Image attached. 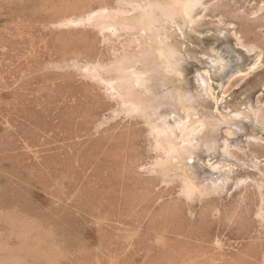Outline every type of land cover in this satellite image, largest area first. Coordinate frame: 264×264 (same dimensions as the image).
<instances>
[{"label":"rangeland","instance_id":"rangeland-1","mask_svg":"<svg viewBox=\"0 0 264 264\" xmlns=\"http://www.w3.org/2000/svg\"><path fill=\"white\" fill-rule=\"evenodd\" d=\"M149 1L188 26L164 38L187 66L176 76L182 92L259 138L236 150L240 160L207 167L229 177L220 192L185 200L179 167L166 181L150 172V108L133 89L152 82L126 74L136 54L162 50L168 21L147 17ZM186 1L0 0V264H264V226L247 213L264 195V0H207L202 16ZM102 11L115 14L104 31L69 23ZM189 105L181 112L197 111Z\"/></svg>","mask_w":264,"mask_h":264},{"label":"bare ground","instance_id":"bare-ground-1","mask_svg":"<svg viewBox=\"0 0 264 264\" xmlns=\"http://www.w3.org/2000/svg\"><path fill=\"white\" fill-rule=\"evenodd\" d=\"M206 1L207 0H189V1H186L187 5H186V8L185 7L184 8L186 9V12H187L190 9V5H192V8H191L192 14H195V15L198 14L199 16H202ZM145 5H146V3H145ZM133 6H134V4H133ZM143 9L144 10L150 9L152 11L151 13H149V15H147V17L149 19H151L152 21H154L156 19V16H157L156 13H158L159 16H161L162 18H164L165 20L168 21V26L164 27V30L159 35L161 45H162V50L157 51V52L151 51V53L147 52L146 53L147 57L138 56L136 54L135 57L134 58L132 57V58L137 61L136 62L137 64L133 63V65L135 64V70H137V71L133 72V73H131L132 71L130 73L126 72V74H130V75H128V77L130 76L129 79H131L135 75L138 76V74L140 72L145 73L144 75L147 77H150L151 82H152V84H150L149 88L146 87L147 90L138 91L140 88L137 90V89H135V87L133 89L134 91L138 92V93H136V92L135 93L138 94L140 96V98L144 101V103H146L148 105V107L150 108L149 110L147 108V110L145 112L148 111L147 115H146V116H148L147 121H148V119L151 121L150 129L148 126L149 134H150V136H152L154 138V140L153 139L152 140L155 141V144H156L155 148L153 147L154 145L152 147L157 152V155L155 156L154 162L152 163V165L150 167V172H152L153 174L161 175L163 178L162 180L166 181L168 178H170L171 172L173 171V168L179 167L180 170L182 171V174H181L182 180L180 181L181 182L180 194L183 198H185V200L191 199L192 197H194L195 193H199L200 196H205V195H209L211 193L220 192L225 187L226 181H229V177L226 176L225 181H223L220 179V177L217 176L219 174L223 175V171H221V173L219 172L218 174L217 173L212 174V171L210 173L208 171L207 167L211 166V167H213V169H215L214 166L216 164H220L221 159H223V158L232 159V160L233 159L240 160V157L237 153V151H238L237 149L243 150V149L251 148L252 146L255 145V143L257 141H259V138L255 137L253 139L251 137L252 139H250V135L247 133L246 127L240 126L237 123V121L240 118L235 119V118L231 117L232 115L230 116V115H227L226 113L224 114L223 112L220 111V109L216 110L212 103L208 107H205L199 103V99H198L197 95H195L193 93L187 94V92H186V94H187L186 95L182 92L181 86H180V81L178 80V78L176 76L178 75L179 71L186 72L187 66L185 68H183L184 67V66H182L183 64L181 65L179 62L177 64V61H176L177 56H178L177 52L175 50H170L169 48L166 47V43H165L164 38L167 37L168 34L173 29L186 31L187 24H186L184 19L177 20L178 16L174 13V11L172 9H170L169 7L164 6L158 2L149 1L148 4L145 7H143ZM113 15H115L114 12L108 13V12L102 11V12L98 13L97 15L92 16L88 19H83V18L72 19L69 21V23L70 24H78V23H86V22L92 23L94 26H96L99 29V31H104L106 29V27L104 26V24L102 22L104 20H106L107 18L112 17ZM204 17H205V15H204ZM159 23L161 24V21ZM86 25H88V24H86ZM261 25H262V23H261ZM94 26H92V27H94ZM117 27H118V25H117ZM122 27H123V25H122ZM122 27H120V28L122 29ZM124 27H123V29L125 31ZM133 28H134V26H133ZM133 28H132V30H133ZM187 28H188V26H187ZM132 30L129 29V31H132ZM99 31H97V32H99ZM134 32H135V30L133 31V33ZM149 33L151 34V32H149ZM187 33H189V32H187ZM237 35L238 34H234V37H233L234 42L240 46H244L245 42H243ZM140 37L141 36H139V38ZM143 41H145V40H143ZM160 41H159V43H160ZM141 43H142V40H141ZM144 44H145V42H144ZM147 49H148V47H147ZM126 57L127 56H125V58ZM128 57H129V55H128ZM123 59L124 58H121L120 60L122 61ZM135 60L133 62H135ZM260 61H261L260 57H258V56L254 57V59H252L249 62V64L243 70H241L238 73H242V74H244V76L248 75V72L251 71L252 69L256 68ZM126 62L127 61L125 59V62H123V63H126ZM123 63L121 64V62H119V63L117 62L118 67L121 64L122 69H123V66L125 65V64L123 65ZM184 64H186V62ZM128 65H129V63L127 64V67H128ZM130 65H131V62H130ZM168 65L176 66V67L171 69L172 71H168V69H167ZM189 65H188V67L191 68L192 66L190 67ZM121 66H120V69H121ZM128 68H130V66ZM97 70H98L97 68H92L89 71H86V73L88 72L87 74L91 77L92 80L98 79L100 74L98 75ZM118 70H119V68H118ZM120 71H118V72H120ZM122 72L124 73V71H122ZM192 74H194V73H192ZM235 74H237V72H235ZM235 74L231 75L229 81H231L235 77ZM124 78H125V76H124ZM131 80H133V79H131ZM134 80H137V79H134ZM98 81H99V79H98ZM98 81H97V83H98ZM122 81H124V79H122ZM125 81H126V79H125ZM191 81H193V80H191ZM100 82H101V80H100ZM129 82H130V80H129ZM189 83H190V81H189ZM124 84H125V82H124ZM184 84L186 87L187 84L185 82H184ZM126 86H129V85H126ZM108 87H110V86H108ZM123 87H125V85H123ZM191 87L188 86V89H190V92L192 89ZM109 89L111 90V88H109ZM108 92L109 91H107V93ZM115 93H117V92H115ZM133 97H132L131 101H134ZM135 98H139V97H135ZM135 104H137V103H135ZM140 104H142V103H140ZM189 104H193L196 107L197 111L194 110L191 113L181 112V108L184 105L188 106ZM147 105H146V107H147ZM142 106H143V104H142ZM141 108H143V107H141ZM221 110H223V109H221ZM142 116H143V114H142ZM145 117L143 116V118H145ZM234 117H236V116H234ZM145 121H146V119H145ZM208 123H210L209 127L207 126ZM226 129H231L232 132L234 133V136L232 139L227 138V136L225 134ZM243 131H245L246 133L242 134ZM230 135H232V133ZM255 165H257V164H255ZM260 169L263 171L264 167L260 166ZM241 182H245V181L242 180ZM259 190L261 191L262 194H264V185L260 186ZM257 196H259V195H257ZM259 198H260V196H259ZM242 203H243V201H242ZM259 203H260L259 205L256 204L257 207L255 208V210H253L252 208L251 209L249 208L247 213L249 212L250 215L254 216V218H256V220H258L259 223H261L260 225L264 226V195H262ZM236 215H237V211L234 208L228 209L227 218L229 220L234 218ZM259 234L260 235L264 234V232L261 231V233H259ZM260 242H262V241H260Z\"/></svg>","mask_w":264,"mask_h":264}]
</instances>
